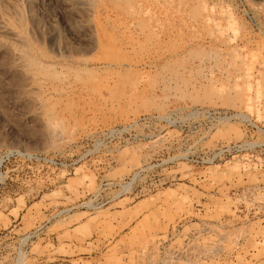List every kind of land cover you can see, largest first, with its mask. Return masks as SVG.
I'll return each mask as SVG.
<instances>
[{
    "label": "rangeland",
    "instance_id": "rangeland-1",
    "mask_svg": "<svg viewBox=\"0 0 264 264\" xmlns=\"http://www.w3.org/2000/svg\"><path fill=\"white\" fill-rule=\"evenodd\" d=\"M0 25V264H264V0H0Z\"/></svg>",
    "mask_w": 264,
    "mask_h": 264
},
{
    "label": "bare ground",
    "instance_id": "bare-ground-1",
    "mask_svg": "<svg viewBox=\"0 0 264 264\" xmlns=\"http://www.w3.org/2000/svg\"><path fill=\"white\" fill-rule=\"evenodd\" d=\"M17 1H18V0H17ZM21 1H22V0H21ZM27 1H28V0H27ZM83 1H84V0H83ZM30 2H31V1H30ZM35 2H36V1H35ZM78 2H79V1H78ZM44 4H45V3H44ZM77 4H78V3H77ZM135 4H136V2H135ZM16 5H17V4H16ZM16 5H15V6H16ZM82 5H83V4H82ZM33 6H34V5H33ZM35 6H36V5H35ZM35 10H36V9H35ZM40 11H41V10H40ZM147 11H148V10H147ZM41 12H42V11H41ZM34 13H35V12H34ZM35 14H36V13H35ZM42 17H43V16H42ZM50 21H51V20H50ZM50 21H49V22L47 21V22H48V23H51ZM52 22H53V21H52ZM1 24H3V23H1ZM9 24H10V23H9ZM51 24H52V23H51ZM49 25H50V24H49ZM0 26H1V25H0ZM2 26H3V25H2ZM2 26H1V28H2ZM4 26H6V25H4ZM4 26H3V27H4ZM51 26H52V25H51ZM7 27H9V26H7ZM7 27H4V29L6 30V32H5V30L3 29V30H4V33H5L6 36H7L8 34H10V35H12V36L15 35V34H17V33H15V32H13V30H11V28H12L11 26H10L11 28H7ZM14 27H15V26H14ZM1 30H2V29H1ZM0 32H2V31H0ZM2 33H3V32H2ZM6 33H7V34H6ZM14 33H15V34H14ZM19 34H20V33H19ZM19 34H18V35H19ZM23 36H24V35H23ZM8 37H9V36H8ZM10 37H11V36H10ZM16 37H18V36L16 35ZM19 37H20V39H21V34L19 35ZM11 38H12V37H11ZM11 38H10V39H11ZM22 39H23V38H22ZM8 40H9V39H8ZM11 40H12V39H11ZM14 40H15V36H14ZM16 40H17V38H16ZM16 40H15V41H16ZM12 41H13V40H12ZM20 41H21V40H19L18 43H20ZM22 41H23V40H22ZM22 41H21V42H22ZM24 41H25V40H24ZM22 43H23V42H22ZM24 43H25V42H24ZM0 45H1V44H0ZM19 45H20V44H19ZM16 51H17V50H16ZM16 51H15V52H16ZM18 51H19V50H18ZM22 52H23V51H22ZM20 53H21V52H20ZM26 53H27V52H26ZM15 54H18V53L16 52ZM15 54H14V52H13V56H14ZM23 55H24V54H23ZM13 56H12V57H13ZM16 56H17V57H16ZM16 56H15V59H13V60H16V58L19 59V57L22 56V54H21L19 57H18V55H16ZM23 57H24V56H22L21 59H22ZM13 58H14V57H13ZM28 59H29V58H28ZM28 59H27V60H28ZM31 59H33V57L30 58L29 60H31ZM34 60H35V59H34ZM34 60H32V61H34ZM18 61H19V60H18ZM23 61H26V60H22V62H23ZM28 62H30V61H28ZM29 64H31V63H29ZM20 66H23V65H19V66H17V67H20ZM29 66H30V65H29ZM29 66H28V67H29ZM37 66H39V65H37ZM23 67H24V66H23ZM20 68H21V67H20ZM20 70L23 71V69H20ZM25 72H26V74L24 73V77L26 78L25 80H27V81L30 82V83L33 82V77H32V75H31V74H28L27 71H25ZM29 73H30V72H29ZM25 75H26V76H25ZM27 81H26V82H27ZM26 84H28V83H25V85H26ZM29 85H30V84H29ZM26 86H27V85H26ZM33 88H34V87H33ZM29 90H30V88H29ZM28 97H29V96H28ZM34 103H35V102H34Z\"/></svg>",
    "mask_w": 264,
    "mask_h": 264
},
{
    "label": "built area",
    "instance_id": "built-area-1",
    "mask_svg": "<svg viewBox=\"0 0 264 264\" xmlns=\"http://www.w3.org/2000/svg\"><path fill=\"white\" fill-rule=\"evenodd\" d=\"M228 118H232V116L230 115V116H228V117H224L222 120H225V119H228ZM135 178H137V175L136 174H134L133 176H132V178L129 180V182L127 183V184H123L122 186L123 187H125V186H129V184L131 183H133V181L135 180Z\"/></svg>",
    "mask_w": 264,
    "mask_h": 264
}]
</instances>
